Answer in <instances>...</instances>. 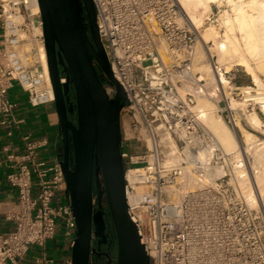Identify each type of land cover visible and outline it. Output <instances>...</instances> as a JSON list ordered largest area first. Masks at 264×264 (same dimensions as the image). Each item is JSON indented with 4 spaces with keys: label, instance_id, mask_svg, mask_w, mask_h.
<instances>
[{
    "label": "built area",
    "instance_id": "built-area-1",
    "mask_svg": "<svg viewBox=\"0 0 264 264\" xmlns=\"http://www.w3.org/2000/svg\"><path fill=\"white\" fill-rule=\"evenodd\" d=\"M92 2L100 42L128 101L120 111V120L127 119L120 124L125 192L150 264H264V221L249 198V164L240 152H225L195 110L197 95H220V89L205 87L194 70L197 35L176 0ZM35 6L37 0H0V127L11 137L22 122L9 96L14 83L30 107L53 102ZM60 83L68 84L74 105L66 72ZM105 88L113 97L114 87L106 82ZM232 88L243 100V87ZM222 101L220 113L236 134L239 126L253 130L248 113L264 120L256 101L237 107L227 97ZM20 140L19 148L5 146L0 158L15 193L14 200H0V264H56L46 254L48 242L61 226L70 246L75 236L64 173L57 160L40 153L45 137Z\"/></svg>",
    "mask_w": 264,
    "mask_h": 264
},
{
    "label": "water",
    "instance_id": "water-1",
    "mask_svg": "<svg viewBox=\"0 0 264 264\" xmlns=\"http://www.w3.org/2000/svg\"><path fill=\"white\" fill-rule=\"evenodd\" d=\"M37 6L56 116L54 159L64 173L75 221L70 264H90L93 239L108 232L114 234L113 264H150L149 253L130 219L125 192L120 111L128 101L100 42L93 2L37 0ZM63 72L69 76L74 105L69 102L68 84L60 83ZM106 82L114 87L113 97L106 92ZM69 112L75 114V124L68 118ZM58 145L64 150L62 156ZM98 217L102 234L97 232Z\"/></svg>",
    "mask_w": 264,
    "mask_h": 264
},
{
    "label": "bare ground",
    "instance_id": "bare-ground-1",
    "mask_svg": "<svg viewBox=\"0 0 264 264\" xmlns=\"http://www.w3.org/2000/svg\"><path fill=\"white\" fill-rule=\"evenodd\" d=\"M176 3L182 19L197 35L194 70L201 73L206 87L210 89L216 84L220 89V96L230 97L225 90V86L230 83L224 73L232 66H240L250 76L254 86L241 88L242 102L231 99L230 105L237 107L253 100L261 104L264 112V81L261 77L264 76V0H176ZM223 3L227 6L221 11L219 18L223 32L213 25L205 27L204 17L211 10L212 4L222 6ZM38 10V6H35V11ZM212 51L217 55V66L220 68L223 64L225 70L214 69L211 63ZM204 56L208 58L205 63L202 61L205 60ZM45 68L48 75L47 65ZM216 100L214 91L197 95L195 110L203 116L205 125L216 136L225 152H240L246 165L249 164L247 154H251L254 162L251 161V165L247 167V178L253 191L249 194L251 197L255 195L256 200L253 201L263 208L264 187L261 180L264 176L260 179L261 175H258L256 156L264 150V138L258 139L243 126L238 127L240 133L236 134L216 114ZM246 120L253 130H260L264 134V121L260 120L257 113H248Z\"/></svg>",
    "mask_w": 264,
    "mask_h": 264
},
{
    "label": "crops",
    "instance_id": "crops-1",
    "mask_svg": "<svg viewBox=\"0 0 264 264\" xmlns=\"http://www.w3.org/2000/svg\"><path fill=\"white\" fill-rule=\"evenodd\" d=\"M22 91V90H21ZM10 96V94H9ZM14 96L17 98H21L20 101L17 102V107L15 108V116L16 118L22 119V122L17 125V127H13L14 134L11 136H7L5 133V129L0 127V158L4 159L6 152L4 151V147L9 143L12 144L14 148H19L21 145L20 136L21 135H31L35 137H45L48 140V145L43 149L40 153L45 157L52 160L55 155L54 147L57 142V134L55 130L56 126V116L54 112L50 110L43 109L44 105L38 107H30L26 103V96L23 100L21 94L15 93ZM15 98V99H16ZM15 99H12L15 101ZM46 105V104H45ZM6 172V167L0 168V200L2 201H11L15 198V193L12 188H10L5 180L4 175ZM57 237V236H56ZM63 240V239H62ZM50 242V241H49ZM69 248L70 245L68 241H64L60 245L59 254L60 259L55 260L56 264H65L67 260H69ZM32 254H28L25 260H29Z\"/></svg>",
    "mask_w": 264,
    "mask_h": 264
},
{
    "label": "rangeland",
    "instance_id": "rangeland-1",
    "mask_svg": "<svg viewBox=\"0 0 264 264\" xmlns=\"http://www.w3.org/2000/svg\"><path fill=\"white\" fill-rule=\"evenodd\" d=\"M226 8H227V6L224 3L222 4V6H218L217 4H212L211 10L208 11L204 17V26L208 27L210 25H213L214 27L219 29L221 32H223V28L220 25L219 18H220V15L222 13L221 11L226 9ZM211 54H213L212 60H214L216 62L217 61L216 53L214 51H212ZM206 57L207 56L203 57V58H205V60L202 58L203 59L202 61H204L203 63H205L208 60V58H206ZM223 67H224L223 64H221L220 69H222V71L225 70V69H223ZM224 76L226 77V80H228L230 83V84L225 86V90L230 94L229 95L230 97H227V102L229 100L231 101V99H235L236 101H242V100H240V97H241L240 90L239 89H233V88L231 90L230 88H231V86L233 87V84H234V86L239 87V88L246 87V86H252L250 76L246 74V72L244 71V69L242 67L236 66V65L232 66L231 69L226 74H224ZM261 77L264 81V76H261ZM204 82H206V81L204 80L202 84H205ZM205 87H206V85H205ZM15 93L21 94L23 97V100L25 99L26 94L21 91V89L17 85V83H14V87L12 89H10V91H9L11 100L16 98L14 96ZM216 96H217L216 114L219 115L222 118V120L224 121V114L221 115V113H220V109L224 107V103L222 101V99L224 100V97H222L218 94H216ZM20 99L21 98L17 97L15 99V101L18 102V101H20ZM218 100H221V101L219 103H217ZM42 108L44 110L47 109V110H50L51 112H54V103L50 102V103L44 105ZM120 124L122 126L127 125V119L124 115L121 116ZM247 130L254 133L258 139L264 138V134L260 130H256V132H254L253 130H250V129H247ZM239 139H240V136H239ZM133 145H134V147H136V144H133ZM125 149H128V148H125ZM134 149H131V150H133V152H134ZM261 151H260V154H262V155H260L258 153L259 155L257 154V156H256V165H257V169H258V175H261L260 179H262V177L264 176V154H263L264 150L262 151V153H261ZM44 156H47V155L44 154ZM247 157H248L249 164L251 165V161H252L251 154H247ZM257 157H258V159H257ZM252 162H254V159ZM263 179L261 180L262 187H264V183H263L264 180ZM247 190H248V193L252 194L251 191H253V189H251V183L250 182H248V184H247ZM253 199L256 200L255 195H253L250 200H252L253 206H255L256 208H259V210L262 213V218L264 221V207L262 208V206L259 205L257 202H254ZM62 230H64L63 226H61V228L59 230H57V232H56L57 237L55 236L50 242H48V246H47L48 250L46 251V254L48 257L53 258L54 260L60 259V256H61L59 254V249H60V245L63 243V240H62L63 238L61 235ZM110 238H112L111 234H110ZM69 252H70V248H69ZM25 258H27V255Z\"/></svg>",
    "mask_w": 264,
    "mask_h": 264
},
{
    "label": "flooded vegetation",
    "instance_id": "flooded-vegetation-1",
    "mask_svg": "<svg viewBox=\"0 0 264 264\" xmlns=\"http://www.w3.org/2000/svg\"><path fill=\"white\" fill-rule=\"evenodd\" d=\"M84 23L86 25V18H84ZM68 118L73 121L75 124V114L73 113H68ZM59 148V155L62 156L63 154V148L58 145ZM68 159H72V144L69 141V154H68ZM72 164L70 163V166ZM104 202L102 201V210L103 214L106 213L104 210ZM97 210V209H96ZM102 212V211H101ZM105 215V214H104ZM102 224L100 217L97 218V232L102 234ZM107 232V231H105ZM109 233V232H108ZM106 233L105 237H95L93 239V250L91 251L92 256H91V263L90 264H113L115 260V244L114 241L110 238V233ZM99 242V243H98Z\"/></svg>",
    "mask_w": 264,
    "mask_h": 264
},
{
    "label": "trees",
    "instance_id": "trees-1",
    "mask_svg": "<svg viewBox=\"0 0 264 264\" xmlns=\"http://www.w3.org/2000/svg\"><path fill=\"white\" fill-rule=\"evenodd\" d=\"M105 203V202H104ZM104 209L106 210V203L104 204ZM114 234L112 233V238H114V236H113ZM113 241H114V239H113Z\"/></svg>",
    "mask_w": 264,
    "mask_h": 264
}]
</instances>
